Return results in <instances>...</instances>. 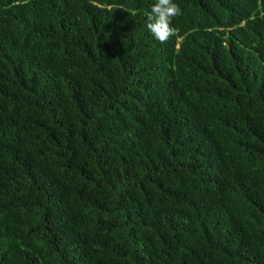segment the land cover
<instances>
[{
  "label": "trees",
  "instance_id": "trees-1",
  "mask_svg": "<svg viewBox=\"0 0 264 264\" xmlns=\"http://www.w3.org/2000/svg\"><path fill=\"white\" fill-rule=\"evenodd\" d=\"M0 0V264H264V0Z\"/></svg>",
  "mask_w": 264,
  "mask_h": 264
},
{
  "label": "clouds",
  "instance_id": "clouds-1",
  "mask_svg": "<svg viewBox=\"0 0 264 264\" xmlns=\"http://www.w3.org/2000/svg\"><path fill=\"white\" fill-rule=\"evenodd\" d=\"M181 14L180 6L174 0H156L144 13L146 27L156 40L165 43L176 31L172 25L173 18Z\"/></svg>",
  "mask_w": 264,
  "mask_h": 264
}]
</instances>
